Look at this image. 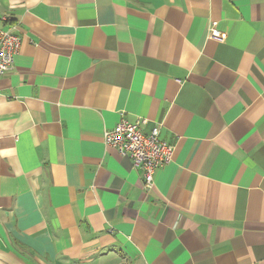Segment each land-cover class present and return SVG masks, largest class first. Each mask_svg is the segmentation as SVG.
I'll list each match as a JSON object with an SVG mask.
<instances>
[{
	"label": "crops",
	"instance_id": "1",
	"mask_svg": "<svg viewBox=\"0 0 264 264\" xmlns=\"http://www.w3.org/2000/svg\"><path fill=\"white\" fill-rule=\"evenodd\" d=\"M9 27L0 264H264V0H0ZM122 118L174 146L149 193Z\"/></svg>",
	"mask_w": 264,
	"mask_h": 264
},
{
	"label": "built area",
	"instance_id": "2",
	"mask_svg": "<svg viewBox=\"0 0 264 264\" xmlns=\"http://www.w3.org/2000/svg\"><path fill=\"white\" fill-rule=\"evenodd\" d=\"M4 20L10 21V18L5 16ZM210 35L220 37L216 23H213ZM21 44L22 39L13 27L0 28V75L13 67ZM144 123V119L131 122L122 118L113 129L104 131L103 140L106 145L115 147L120 155L131 158L133 165L142 171L143 188L149 193L155 185L156 171L171 161L174 146L160 138L159 125L145 133Z\"/></svg>",
	"mask_w": 264,
	"mask_h": 264
}]
</instances>
